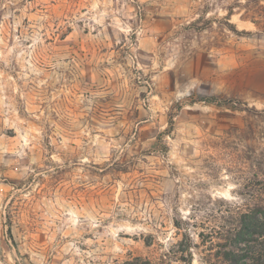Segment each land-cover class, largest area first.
Here are the masks:
<instances>
[{
  "label": "rangeland",
  "instance_id": "374dc122",
  "mask_svg": "<svg viewBox=\"0 0 264 264\" xmlns=\"http://www.w3.org/2000/svg\"><path fill=\"white\" fill-rule=\"evenodd\" d=\"M254 1L0 0V264H221L264 158Z\"/></svg>",
  "mask_w": 264,
  "mask_h": 264
},
{
  "label": "trees",
  "instance_id": "16d2710c",
  "mask_svg": "<svg viewBox=\"0 0 264 264\" xmlns=\"http://www.w3.org/2000/svg\"><path fill=\"white\" fill-rule=\"evenodd\" d=\"M253 8L255 12L252 16H242L241 19L252 23L257 32L264 35V0H255ZM231 15L232 9L228 8L224 18L227 30L239 36L250 35L251 32L238 31L228 22ZM201 21L209 22L205 20L204 16L189 22L183 27L186 35H189ZM211 101L216 103L214 100ZM243 111L246 114V125L243 131L252 129L254 126L259 127L264 123V110L246 108ZM258 154H264V149ZM254 168L256 170L252 178L247 179L243 185L248 193L247 196L255 203L251 207L246 206L244 210L238 207L231 210V207H228V210L220 215L219 219L222 223L217 227L218 230L209 235L211 239H217L216 243L210 242L209 248L214 249V259L221 264H264V158L257 159ZM181 259L184 258H179L177 252H168L161 255L159 264H173V260L175 262L183 261L184 264H193L190 252H188L186 260ZM123 264L153 263L148 259L134 258Z\"/></svg>",
  "mask_w": 264,
  "mask_h": 264
}]
</instances>
